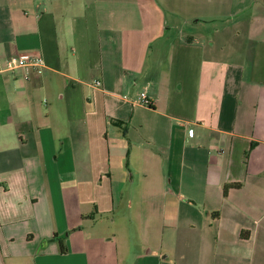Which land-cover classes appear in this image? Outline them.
<instances>
[{
  "label": "crops",
  "instance_id": "1",
  "mask_svg": "<svg viewBox=\"0 0 264 264\" xmlns=\"http://www.w3.org/2000/svg\"><path fill=\"white\" fill-rule=\"evenodd\" d=\"M0 264H264V0H0Z\"/></svg>",
  "mask_w": 264,
  "mask_h": 264
},
{
  "label": "built area",
  "instance_id": "2",
  "mask_svg": "<svg viewBox=\"0 0 264 264\" xmlns=\"http://www.w3.org/2000/svg\"><path fill=\"white\" fill-rule=\"evenodd\" d=\"M44 67L43 58L37 55L13 56L5 64L6 71L16 72L23 79H29L33 73L41 72ZM96 85H99V83L96 82ZM138 102L145 107H150V101L147 98L146 92L140 93Z\"/></svg>",
  "mask_w": 264,
  "mask_h": 264
},
{
  "label": "trees",
  "instance_id": "3",
  "mask_svg": "<svg viewBox=\"0 0 264 264\" xmlns=\"http://www.w3.org/2000/svg\"><path fill=\"white\" fill-rule=\"evenodd\" d=\"M227 191V188H225V192Z\"/></svg>",
  "mask_w": 264,
  "mask_h": 264
},
{
  "label": "rangeland",
  "instance_id": "4",
  "mask_svg": "<svg viewBox=\"0 0 264 264\" xmlns=\"http://www.w3.org/2000/svg\"><path fill=\"white\" fill-rule=\"evenodd\" d=\"M45 68V67H44Z\"/></svg>",
  "mask_w": 264,
  "mask_h": 264
}]
</instances>
